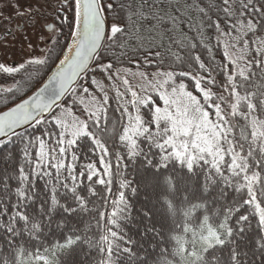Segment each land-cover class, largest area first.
<instances>
[{"label": "snow or ice", "instance_id": "obj_1", "mask_svg": "<svg viewBox=\"0 0 264 264\" xmlns=\"http://www.w3.org/2000/svg\"><path fill=\"white\" fill-rule=\"evenodd\" d=\"M224 4L225 16L235 21L230 27L237 35L231 38L233 43L224 44L221 63L209 57L206 66L201 54H193L201 42L211 40L204 31L198 30L201 41L197 43H191L181 33L180 46L188 49L182 63L188 65V70L179 73L140 71L139 76L148 81L149 88L138 92L122 76L131 69L115 68L119 57L108 62L105 57L113 48L127 49L128 38L132 37V42L139 40L136 52H143V64L151 65L154 58H158L156 67H161L163 56L155 49L161 47L162 42L156 44V40L166 34L161 31V26L166 27L165 19L173 25L177 19L172 15L175 8L169 0H141L140 3L136 0H56L55 3L46 0V4L34 0L23 8L19 0L16 3L6 0L5 8H13L16 18L32 21V27L38 32V43L45 51L42 56L20 62H0V74L13 80L20 75L28 85L24 96H16L0 108V232L10 237L5 242L9 248L0 252V264H17L16 249L23 251L22 242L27 244L43 236L45 230L66 228L70 217L91 211L89 195H99L96 185L111 193L114 176L121 177L120 189L136 194L143 187L149 197L150 190H157L158 200L170 196L169 189L194 184L205 201L195 207H204L206 211H211L209 205L215 202L207 197L214 193L224 196L222 190L217 192L221 182L232 186L241 194L240 199L231 205H222L214 213L223 219L218 220L215 227L207 226V235L201 233V250L207 253L218 247L227 249L223 264H248V245H251L252 251L259 253L264 262V101H257V92L241 95L236 84L237 78L247 81L257 74L264 81V46L251 49L244 39L248 33L264 31V0H240L235 13L228 10V0H224ZM46 5L54 15L41 10ZM206 7L210 10L213 5ZM7 18L11 21L13 17ZM207 25L220 32L218 22L209 18ZM61 37H65L63 42ZM145 44L149 45L147 50H144ZM235 44L243 45L237 55L230 51ZM204 48L209 50L208 44H204ZM250 53H257L259 58H253ZM225 60L227 63L223 62ZM32 66H35L36 76L32 75ZM193 66L203 74H194ZM254 67L259 72H254ZM214 72H219L223 78V88L230 90L227 99L232 103L228 112L222 109L226 97L221 94V86L212 75ZM23 73H27V79ZM157 77L163 79L157 80ZM181 78H188V84ZM115 79L122 80L125 91L115 88L114 95H110L111 86L95 89L100 81ZM38 84L42 86L36 87ZM19 87L4 91L14 96ZM189 87L192 90H187ZM257 91L264 95V83L257 85ZM85 97L90 98L89 103L85 102ZM112 100L121 113V120L125 117L127 120L118 136L123 153L115 150L114 138L110 151L109 130L101 127L102 121L109 119ZM73 109H77L79 115H72L69 121L66 117ZM235 117L246 121L241 139L247 141L248 136L251 137L246 155L242 154V145L228 138L233 129L230 121ZM257 142L259 149L253 151L252 144ZM238 146L241 152L236 151ZM92 155L98 160L78 165L81 158L90 159ZM122 161L126 163L121 165ZM138 164L146 166L151 174L134 187L136 181L122 173L129 167L135 170ZM12 180L16 182L15 188L10 184ZM126 196V191H119L118 199L113 201L115 210L108 224L117 229H122L132 219ZM161 206L166 211L171 208L170 203ZM141 212L148 221L143 225L144 234L165 237V225L160 224L157 231V225L152 222L153 207L146 203ZM234 216L235 224L232 223ZM204 220L207 222L209 217L204 216ZM105 233L99 242L106 245V249L100 250H106L107 264H117L113 255L118 251L127 255L128 264H144L139 259L140 249L133 252L136 243L131 237L128 242L132 247L121 249L125 234L118 235L117 230L107 225ZM253 233L250 243H246ZM73 236L75 239L67 236L65 243L55 245L57 249H67L63 264H71L73 246L81 240L74 232ZM178 251L187 256L188 264H208L205 256L196 250L195 241L191 251L183 245ZM52 255L55 257L56 253ZM36 258L44 264H57L55 259L49 262L39 254Z\"/></svg>", "mask_w": 264, "mask_h": 264}, {"label": "trees", "instance_id": "obj_2", "mask_svg": "<svg viewBox=\"0 0 264 264\" xmlns=\"http://www.w3.org/2000/svg\"><path fill=\"white\" fill-rule=\"evenodd\" d=\"M140 2L141 0H136V3ZM169 2L175 8V11H172V15L177 19L175 25H173L171 21L165 19L164 23L166 27L161 26V31L166 34H164L162 38H157L156 40V44H161L162 42V46L158 49H155L162 53L163 65L161 67H156L158 58H154L153 64L151 65L143 64V52H136L139 40L137 39L135 42H132V37L128 38L129 47L127 49L113 48L112 52H110L105 57V62L114 60L119 57V62L115 64V68L137 69L148 73L158 70L161 72L175 71L176 73H179L180 71L188 70V65L186 63H182V60L186 58L188 49L180 46V34L182 33L183 36L187 37L191 43H197L198 41H201V37L198 32V30H200L204 31L207 36H210L211 40L210 42L208 40H204L203 42H201L193 54H201V59L202 61L206 62V66L209 63V57L214 58L216 63H221V56L224 52V44L233 43L231 38L237 35V33L230 27V25L235 23V21L225 16L224 9L226 6L224 4V0H169ZM232 2L233 3L231 4L228 1L227 8L230 12L235 13L236 7L240 0H232ZM209 4L213 5L210 10L208 7H206ZM201 9H203V12L201 11ZM169 11H171V9H169ZM209 18L214 23L218 22L220 24V32H217V29L215 27H208L207 21ZM223 33H229L230 35L225 36L223 35ZM169 35L171 36V39H169ZM244 39L248 41L251 49H256L258 47L264 46L262 45V41H264V31L248 33L246 36H244ZM204 44H208L209 50H206L204 48ZM143 47L144 50H147L149 48V45L145 44ZM242 47V44H235V47L233 49H230V51H233L237 55L239 54V51L242 49ZM122 52L124 53V55H121ZM113 53L115 55H113ZM250 56H252L253 58H259L257 53H250ZM176 57H181L182 59L178 60L176 59ZM223 62L227 63L226 60ZM193 69L194 74H203L199 70H196L195 66H193ZM253 71L259 72V69L254 67ZM212 75L217 78V81L221 86V94L226 97L224 103L221 105L222 109L224 110V112H228L230 111L229 105L232 103L231 100L227 99L230 90L223 88V78L220 76L219 72H214L212 73ZM181 79L183 80V82L188 84V78ZM22 81V83L24 84V80ZM104 81L106 82L107 80ZM262 83H264V81L259 78V74H257V76H253L247 81H244L243 78H237L236 80V84L238 86L237 90L240 92V94L245 95L246 93L257 92V101H264V95H261L257 91V85H260ZM188 89L192 90L191 87H189ZM26 90L22 92L20 89L14 96H9L5 92L0 94V101L2 100V98L4 99L6 95V97H8L6 98V101L3 100L0 102V108L4 107L6 103H11V100L15 99L16 96H22L26 92ZM153 95L154 98H156V95ZM111 102L115 101L112 100ZM216 102L220 103L219 100H217ZM116 109L117 105L116 108L112 106L109 107V110L111 112L109 121H116V116L112 115V113H115L117 111ZM212 118L215 119L214 115ZM237 120H239V122L241 123H239ZM106 122H108V120ZM230 123L233 126V129L228 138L230 140H234L235 143L242 145V154L246 155L247 151L249 150V144H251L250 136H248L247 141H243L241 139V132L244 131V124L246 123V121H243L240 117H235L231 118ZM103 126L105 127V125ZM153 131H155L154 126ZM244 134L247 135L248 133L245 131ZM122 147V145H119L120 150ZM144 147L146 148V145ZM224 147H227V145L225 144ZM258 149L259 142L252 144L253 151H258ZM83 151L87 153V149H84ZM153 151H155V149H153ZM236 151L241 152V147H236ZM225 159L228 163H230V159L228 157H226ZM97 160L98 157L92 155L90 156V159L81 158L78 161V165L80 163L86 164ZM124 163H126V161H122L121 165H123ZM138 166L144 169L141 165L138 164ZM97 167H100L98 163ZM177 167L179 166L177 165ZM136 170L137 169L133 170L131 167H129L122 173V176H126L127 179L136 181V183L133 185L134 187L137 186V182H140L141 178L136 175ZM145 170L146 168L144 169V171ZM146 173L151 174L150 171H147L144 173V175ZM227 174L228 173L225 172V175ZM262 175H264V173H262ZM120 180L121 177L114 176L113 184L111 186V193H109L103 186L96 185L95 190L97 193H99V195H89V197L91 196V198L89 199L91 203H89L88 207L92 210L88 212H81L70 217L68 226L66 228L54 231L45 230V234L43 236L34 238L27 244H24L22 242L21 248L23 249V251H21L20 249H16L17 264H44L43 261L37 260V254L46 257L49 262H52L55 259L57 264H63V261L67 256V249H57L55 248V245L65 243V237L67 236H72V238L75 239V236H73V232L75 233V235L80 236L81 240L73 246L71 264H102V262L103 264H107V252L106 250L103 252L100 250L101 248L106 249V245L99 242L100 236L106 234L105 225L113 228V230H117L118 235H120L121 232L125 234L123 242L120 243L121 249H123L124 247H132V245L128 242V237H131L132 241L136 243V250L139 247L140 253H142V256H139V259L141 261H144V264H165V262H167V264H188L187 256L181 254L178 249L181 247V245H183V247L191 251L193 241H195L196 250L201 255L205 256L208 264H223V260L227 257L228 254L227 249L218 247L216 249H211L207 253H205L201 250L202 245L200 242V236L201 233L207 235V226L211 225L215 227L218 223V220L223 219L222 216L217 218L214 215V213L219 210L222 205L228 206L231 205L233 201L240 199L241 194L237 193L232 186L224 185L221 182V185L219 189H217V192L222 190L225 194L223 197L219 198V201L216 204L210 206V214H213V216H211L210 214H206L205 216L209 217V220L207 222L204 220V214H201L202 212H204L203 207H195L196 205H201V202H205L204 199L201 198L198 202L195 201L194 197L192 200L187 199L188 201L186 200V203H191L187 204L188 206H186L185 209L183 208L181 211L176 212L172 209V206L175 205L171 201V199L165 198L163 202L165 204H171V208L168 210L167 214L169 215L170 213H177L179 222L174 225L175 227L168 228V222L166 221L165 216L156 218L154 222H156L157 227L159 226L158 224L165 225V237H162L160 241L159 239L157 240L161 243L159 246L149 244L147 246L141 247L138 245V241L140 239L139 234L137 232H133L134 207L136 206L138 208L141 206V194L140 192H138L135 195L126 189H120ZM200 180L201 182L203 181L202 176L200 177ZM10 184L13 188L16 187L15 180L10 181ZM119 191H126V198L128 201H130L131 205L130 214L132 217L130 222H126L122 226V229H117L114 225L108 224V220L112 217V213L115 210L113 201L118 199ZM215 196L217 195L214 193L212 197H207V199L209 201H215L211 200V198ZM132 197L135 198L134 203ZM244 198H247L246 194ZM100 213H103L104 215L101 217L99 215ZM232 223L234 224L233 221ZM252 223L253 225H255V221H252ZM53 228H55L54 225ZM185 228H187L188 231H185ZM169 229H171L170 232ZM172 237H179V239H172ZM9 239L10 237H8L6 233L0 232V252H3L6 248H9V245L5 243ZM251 239L252 238H250V240L247 239V243H250ZM248 247L249 256L251 258L248 259V264H264V262H262L259 258L260 254L254 253L252 251L251 245H248ZM45 249H47L48 251H45ZM136 250L135 248H133V252H135ZM53 252L56 253L55 257H53L52 255ZM256 256L257 258L254 259ZM113 259L117 261V264H128V257L122 251L115 252L113 255Z\"/></svg>", "mask_w": 264, "mask_h": 264}, {"label": "rangeland", "instance_id": "obj_3", "mask_svg": "<svg viewBox=\"0 0 264 264\" xmlns=\"http://www.w3.org/2000/svg\"><path fill=\"white\" fill-rule=\"evenodd\" d=\"M228 1L231 4L233 3L232 0H228ZM16 2H17V0H12V3H16ZM41 2L46 4V0H41ZM52 2L55 3L56 0H52ZM5 3H6V0H0V10H2V11H0V62H12V61L20 62L22 60H27V59L42 56L44 51H45V48L42 44L38 43V32H37V29L32 27V21L28 20V19L22 20V19L16 18L14 16V9L11 7L5 8V6H4ZM19 3L21 5V7L23 8L25 5L34 3V0H19ZM41 10L47 12L50 15H54V13L52 12V9L47 7V5L44 9H41ZM9 16L13 17L11 19V21H9V19L7 18ZM48 31H51V30H48ZM65 31L66 32L68 31L67 28L65 29ZM9 33H12V34H9ZM64 39H65V37H61L62 42L64 41ZM231 52L233 55H236L233 51H231ZM120 69L123 70V69H130V68H120ZM31 72H32V75H34V76L37 75V73L35 72V66H32ZM139 72H140V70L131 69V71H129L127 73H122L123 78H126L129 80V86H131V88L133 90H136L138 92L141 91L142 88H149L148 81L142 79L138 74ZM23 75H24L25 79H27V73H23ZM156 79L162 80L163 78L157 77ZM22 82L23 81H22L20 75H17L15 80H13L11 78H7L4 74H0V94L5 92L4 90L7 88L17 89L18 85L20 86L19 90L21 89V91L24 92L28 88V86H27V84H25V83L23 84ZM152 82L154 83L155 81H152ZM38 85H36V87ZM100 86H104L105 88H108L109 86H111L112 91L109 93L110 95H114L115 88H119L121 91H125V89H126V86L123 85L121 79H115L114 81H111V82H109V81L105 82L104 80H102V81H100V83H98V85L95 86V89L98 90ZM168 90L170 91V89H168ZM187 90H191V89H187ZM90 92H93V94H96L93 89H90ZM153 94H155V93H153ZM24 95H25V93L22 96H24ZM128 95L130 97V93ZM6 96L4 99L2 98L1 101H3V100L6 101L7 100L6 98H8ZM85 102L89 103L90 98L85 97ZM115 103L116 102L110 101V106L116 108ZM159 104H160V106H163L162 101H160ZM2 108H4V107H2ZM110 113L111 112L109 110L108 111V117L109 118L111 117ZM72 115H79V111L77 109H73V113L71 115H68L66 118L69 121H71ZM112 115L116 116V121H109V119H108V122L102 121L101 127H104L103 125H105L109 130L108 143H109L110 151L112 150L111 144H112V140L114 138L115 142H116L115 150L123 153V151H124L123 147L121 148V150L119 148V145H121V144L119 142L118 136H119V134H122L123 125L127 122V120H126V117L123 120H121L120 111H118V112L116 111L115 113H112ZM81 118H83V117H81ZM237 121L239 122V120H237ZM239 123H241V122H239ZM113 160H114V157H113ZM5 167H7V166L5 165ZM142 167L144 169L146 168L144 166H142ZM114 168H115V165H114ZM136 169H137L136 175L141 177L140 182L142 181L144 176L150 175L149 173H146L144 175V173L147 171L146 170L144 171V169L140 168V166H138V165H137ZM140 182H137V185L140 184ZM169 191L172 193L170 196H162L158 200L157 199V190H150V197H149V195L145 194L144 188L143 187L140 188L139 192L141 194V203H140L141 206L138 208L135 206L134 207V213H133V218H134L133 232H135V233L137 232L139 234V237H140V239L138 241L139 246L143 247V246H147L149 244L159 246L161 244L159 241L162 238L160 236L153 237L151 233H149L147 236L144 234L143 225L145 223H147L148 221L143 219L141 210L145 207L146 203H149L150 206L153 207V212H154V215L152 217L153 223L156 224V222H154L156 218L165 216L166 221L168 222L167 227L173 228V227H175L174 225H176L179 222V218L177 216L178 214L177 213H175V214L170 213L169 215L167 214L168 210L166 211L165 208L161 206L162 204H165L163 202L164 199L165 198L171 199V201L175 205V206H172V209L176 212L181 211L183 208L185 209V207L188 206L187 204L191 203V202L186 203L187 199L192 200L194 197L196 202L200 201V199H201V192L198 191L196 189L195 185L191 184V183L188 184L187 188L185 187L184 184H181L178 187V189H169ZM134 197H132L133 203L135 200ZM90 198H91V196L89 197V199ZM219 198H221V197L215 196V197L211 198V200H215V202L211 203L209 206L216 204L219 201ZM204 203L205 202H201L200 204L203 205ZM203 210H204V212H202L201 214L202 215L204 214V216L206 214H210V212H211V211H206L204 207H203ZM210 215L213 216V214H210ZM235 219H236V217L234 216L232 219L234 224H235ZM158 225H160V224H158ZM159 230L160 229L158 226L157 231H159ZM253 237H254V233L248 237V240H250V238H253ZM158 239H159V241H157ZM246 243H247V240H246ZM135 250H136V248H135ZM139 256H142V253L139 252ZM249 258H250V256L248 257V259ZM256 258H257V256L254 259H256Z\"/></svg>", "mask_w": 264, "mask_h": 264}, {"label": "water", "instance_id": "obj_4", "mask_svg": "<svg viewBox=\"0 0 264 264\" xmlns=\"http://www.w3.org/2000/svg\"><path fill=\"white\" fill-rule=\"evenodd\" d=\"M50 30V29H49ZM44 80H46V76L43 78ZM42 86V84H39L37 87ZM35 90V88L33 89V91ZM26 98V97H25Z\"/></svg>", "mask_w": 264, "mask_h": 264}]
</instances>
